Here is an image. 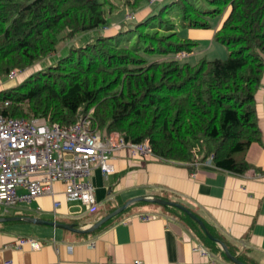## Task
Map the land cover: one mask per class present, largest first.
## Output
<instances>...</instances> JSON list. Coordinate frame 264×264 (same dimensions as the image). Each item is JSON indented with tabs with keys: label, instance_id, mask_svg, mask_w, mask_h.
Returning a JSON list of instances; mask_svg holds the SVG:
<instances>
[{
	"label": "trees",
	"instance_id": "1",
	"mask_svg": "<svg viewBox=\"0 0 264 264\" xmlns=\"http://www.w3.org/2000/svg\"><path fill=\"white\" fill-rule=\"evenodd\" d=\"M162 1L125 30L70 46L55 64L0 90V114L59 126L88 114L92 128L117 132L126 142L147 141L164 160L212 155L216 167L246 172L249 165L235 154L261 137L255 104L263 88L264 116V0ZM152 2L124 0L135 11ZM113 6L110 0H0V77L38 63L75 36L107 28ZM173 13L183 28L213 29L226 57L180 62L176 54H189L197 41L176 30ZM171 209L214 246L193 220Z\"/></svg>",
	"mask_w": 264,
	"mask_h": 264
},
{
	"label": "crops",
	"instance_id": "2",
	"mask_svg": "<svg viewBox=\"0 0 264 264\" xmlns=\"http://www.w3.org/2000/svg\"><path fill=\"white\" fill-rule=\"evenodd\" d=\"M149 7L145 4L136 12L143 18ZM219 25L220 21L216 28ZM113 28H104V35H113ZM108 29L111 33H107ZM188 31L186 37L195 41L212 39L214 33L213 29ZM262 83L264 86V77ZM262 96L263 88L257 91L255 104L260 142L251 143L236 155L249 165L243 174L207 165L205 158L197 159V164L193 163L195 159L191 162L147 159L131 157L127 149L121 148L111 155L112 173L104 176L98 168L91 167L87 180L96 202L92 210L74 213L73 204L77 203L64 199V184L57 181L52 185L53 197L21 202L7 212L0 207V217L46 219L50 215L46 220L84 228L128 200L158 197L187 207L241 261L264 264ZM53 198L60 202L54 215ZM143 215L150 217L141 219ZM22 236L35 238L41 247L37 250L28 245L15 247ZM135 261L140 264H233L216 243L210 247L198 238L179 213L148 200L131 202L119 214L86 233L24 221L0 222V264H134Z\"/></svg>",
	"mask_w": 264,
	"mask_h": 264
},
{
	"label": "built area",
	"instance_id": "3",
	"mask_svg": "<svg viewBox=\"0 0 264 264\" xmlns=\"http://www.w3.org/2000/svg\"><path fill=\"white\" fill-rule=\"evenodd\" d=\"M185 55L179 52L176 57ZM16 73L11 70L7 76ZM6 105L8 101H4L3 106ZM90 125L88 114L79 116L69 126L32 115L15 118L0 114V207L7 212L21 202L53 197L52 185L59 181L64 184V199L77 203L79 210L74 213L88 212L96 204L92 185L87 180L92 166L104 176L112 173L111 155L121 148L127 149L131 157L164 160L153 154L147 141L126 142L117 132L102 134ZM205 164L215 166L212 155L205 158ZM59 206V200L53 198V215ZM149 217L143 215L141 219ZM23 245L34 250L41 247L35 238L25 236L17 239L15 247Z\"/></svg>",
	"mask_w": 264,
	"mask_h": 264
},
{
	"label": "rangeland",
	"instance_id": "4",
	"mask_svg": "<svg viewBox=\"0 0 264 264\" xmlns=\"http://www.w3.org/2000/svg\"><path fill=\"white\" fill-rule=\"evenodd\" d=\"M114 6L112 8V14H107V20L109 22V27L113 28L112 25L114 23V27L113 28V32L112 34H116L118 33L119 30H125L126 28L131 26V23H135L136 21L139 20V18H142L139 14V12H136L135 10H133L132 8L128 7L125 5L124 0H110ZM152 4H147V6H150V10L149 13L151 12H155V8L156 6L159 7V4L161 2H159V0H152ZM164 1V2H163ZM163 3L169 2L170 0H163ZM162 5V4H161ZM160 5V6H161ZM106 7L109 6V4L105 5ZM170 16V15H169ZM171 18L173 20V22L175 23V28L178 32H180V34L187 36L188 37V29L191 30H202V31H207L209 29H197V28H183L179 25L178 23V14L173 13V15H171ZM215 22V21H213ZM119 24V28L116 26ZM103 29L99 28V29H95V30H91L88 32H85L83 34H80L78 36H75V38H73L72 40H68L65 41L63 43H61L58 47L57 50L52 53L49 54L48 56H46L45 58L41 59L38 63L22 70H16L17 73L13 76V77H8L7 75L5 76H1L0 77V90L2 89H9L12 88L16 85H18L22 80H24L26 77H28L30 74L40 70L41 68H45L47 66L53 65L55 64L58 59H60L61 57L65 56L66 54H68L69 52V47H78V46H82L84 45L86 42H90L92 40H94V38H96V36L98 34L104 35L103 33ZM107 33H111L110 29L107 30ZM197 41V40H196ZM186 55L184 57H182L179 61L180 62H188V63H195L198 59L202 58H206L207 60H211L213 58H225L226 54H227V50L226 48L213 41L212 39H208V40H202L200 39V41H197V45L195 47L192 48L191 52L189 54L185 53ZM237 154H241V153H236L235 157ZM26 205V203L21 204L19 209L20 210L22 207H24ZM74 206V212L78 211L79 208L77 206V204H73ZM21 213V212H20ZM83 214V212L81 213ZM46 219H50V215L49 217H46ZM57 220H64L62 218L57 217Z\"/></svg>",
	"mask_w": 264,
	"mask_h": 264
},
{
	"label": "water",
	"instance_id": "5",
	"mask_svg": "<svg viewBox=\"0 0 264 264\" xmlns=\"http://www.w3.org/2000/svg\"><path fill=\"white\" fill-rule=\"evenodd\" d=\"M147 200L150 202H154V203L161 205V206L174 207V208L178 209L179 211L183 212L187 217H189L191 220H193L198 225V227L202 230L204 235L209 240L213 241L214 243H216L220 247L221 252L224 254V256L231 263H233V264H246L245 262L241 261V259L238 256L230 253L227 250L226 246L223 243H221L219 241V239L215 238L207 230V228L205 227V225L203 224L201 219L199 217H197L193 212H191L187 207H185L184 205H182L180 203L170 201L167 199H163V198H158V197H153V198H149V199H145L144 197H136L134 199L128 200V201L124 202L122 205L118 206L117 208H115L112 211L105 214L103 217L98 219L92 225H90L88 227H84V228L76 227L75 224H72V223H61L58 221H50V220H46V219H42V218H38V217H26V216L0 217V222L24 221V222H28V223H32V224H36V225H45V226H49V227H53V228L64 229V230L72 231L75 233H86V232H90V231L97 229L100 225L105 223L107 220H109L110 218L119 214L131 202H133V201H147Z\"/></svg>",
	"mask_w": 264,
	"mask_h": 264
},
{
	"label": "bare ground",
	"instance_id": "6",
	"mask_svg": "<svg viewBox=\"0 0 264 264\" xmlns=\"http://www.w3.org/2000/svg\"><path fill=\"white\" fill-rule=\"evenodd\" d=\"M246 175V174H245ZM170 207V206H169Z\"/></svg>",
	"mask_w": 264,
	"mask_h": 264
}]
</instances>
